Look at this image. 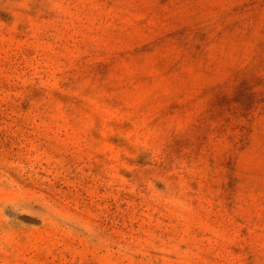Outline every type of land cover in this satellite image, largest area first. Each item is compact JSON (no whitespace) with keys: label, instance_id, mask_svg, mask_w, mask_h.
<instances>
[{"label":"rangeland","instance_id":"374dc122","mask_svg":"<svg viewBox=\"0 0 264 264\" xmlns=\"http://www.w3.org/2000/svg\"><path fill=\"white\" fill-rule=\"evenodd\" d=\"M0 264H264V0H0Z\"/></svg>","mask_w":264,"mask_h":264}]
</instances>
